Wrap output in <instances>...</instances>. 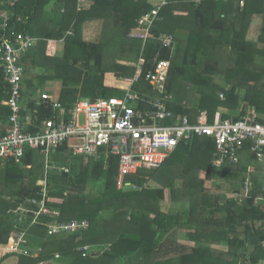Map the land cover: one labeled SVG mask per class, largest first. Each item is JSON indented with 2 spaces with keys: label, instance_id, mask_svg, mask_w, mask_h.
Masks as SVG:
<instances>
[{
  "label": "trees",
  "instance_id": "obj_1",
  "mask_svg": "<svg viewBox=\"0 0 264 264\" xmlns=\"http://www.w3.org/2000/svg\"><path fill=\"white\" fill-rule=\"evenodd\" d=\"M155 4L86 0L79 11L78 0H0V24L6 16L8 30L38 42L20 60L22 116L40 120L52 115L51 108L37 101L45 81L61 82L58 101L66 109L83 96L123 93L104 83L108 71L102 68L101 44L91 41L97 25L100 31L111 26L121 34V53L143 56L142 79L155 68V57L169 60L165 89L172 94L167 101L172 112H202L209 121L237 119L249 105L264 122V0H166L143 47L141 39L129 34L140 32L138 19ZM257 15L262 19L253 26ZM160 34L174 36V49L156 40ZM112 66L116 76L135 71L128 64ZM139 85L149 90L146 83ZM191 93L199 95L195 108L184 104ZM8 94L0 66V137L9 127ZM219 108L226 111L219 115ZM214 149L211 138L194 136L161 167L127 175L126 186L118 189L117 158L82 156L86 162L81 158L78 165L79 156L61 146L49 161L55 166L47 172L45 196L37 185L44 178L43 155L27 150L19 161L0 157V250L14 247L19 236L23 239L16 250L4 253L0 264L10 258L14 261L8 264H264V180L252 174L251 189L243 192L244 173L257 159L245 150L237 164L215 167ZM220 179L238 181L232 182L230 193H207L206 182ZM89 184L101 187L99 193L87 192ZM167 189L173 203L168 211L161 208ZM43 198L58 215L36 216ZM186 202L189 208L180 210ZM219 212L223 217H214ZM72 220H86L87 227L52 232L49 226ZM180 231L191 242H180Z\"/></svg>",
  "mask_w": 264,
  "mask_h": 264
},
{
  "label": "built area",
  "instance_id": "obj_2",
  "mask_svg": "<svg viewBox=\"0 0 264 264\" xmlns=\"http://www.w3.org/2000/svg\"><path fill=\"white\" fill-rule=\"evenodd\" d=\"M86 0H78L77 9H83ZM166 0H160L150 12L138 19L140 32L132 33L141 39L143 47L151 38V28L158 18ZM20 19V18H18ZM8 18L0 24V66L9 83L8 104L11 110L9 127L0 137V157L19 161L27 150H35L45 157L44 178L37 181L45 196L47 172L54 166L49 165L50 153L61 146L74 156L117 158V188L126 186L127 175L136 174L141 169H157L181 144L194 136L209 137L215 149L211 163L215 167L237 164L240 154L247 150L257 160L264 159V122L257 119L258 114L247 111L237 119L229 117L213 121L202 112L193 116L177 114L169 110L167 101L172 94L167 93L165 81L169 70V60H153L154 69L149 70L142 79L143 56L139 61L124 62L135 67L132 76L123 77V91L120 95L81 99L70 109L63 107L52 94H41V102L52 109V115L40 120L22 116V89L24 67L20 60L34 45L35 38L29 34L8 30ZM163 47L174 48V37L160 34L156 37ZM146 83L149 90L141 85ZM136 86V87H135ZM146 87V86H145ZM222 96V95H221ZM173 114L174 116L170 115ZM60 170L68 171L66 167ZM129 183H127L128 185ZM249 183H246L248 189ZM247 191V190H246ZM36 203V200H32ZM39 213L58 215L45 206V199L38 203ZM22 210H25L22 208ZM52 232L66 230L74 232L87 227V221L72 220L62 224H50ZM21 236L14 247L16 250ZM37 264H45L38 262Z\"/></svg>",
  "mask_w": 264,
  "mask_h": 264
},
{
  "label": "rangeland",
  "instance_id": "obj_3",
  "mask_svg": "<svg viewBox=\"0 0 264 264\" xmlns=\"http://www.w3.org/2000/svg\"><path fill=\"white\" fill-rule=\"evenodd\" d=\"M256 22L257 21L253 22L252 25L254 26ZM105 29L106 30H102L100 32H91V35H92L91 41H94L96 43H100L101 44V51H102V56H103L102 68H103V70L108 71L104 75V81H105L104 83H105V85H107V86H109L111 88H118V87L121 86V81L123 80V77H125V76H122V75L116 76V75H114L113 66L112 65L114 63H119V64L120 63H124V62L128 63V61L129 62H131V61H136L137 62L140 59V54L136 55V56H127V54L121 53V47H120V42H121V39H122L121 34L119 32H116V31L114 32L113 29H111V26L110 27H106ZM36 42H37V40H36ZM36 42H35V44H36ZM61 47L62 46L59 44L58 45V49H61ZM61 54H62V51L58 50V55L57 56L61 57ZM41 71L44 72L43 69H41ZM216 79H217L218 82L222 83V81H220V78L217 77ZM59 85L61 86V82H59L58 80L45 81V83L42 84L41 87L38 89L37 97H40L41 94L43 93L42 89H44L46 91L53 92V91L57 90ZM193 94L191 93V95L188 98V101L186 100V102H184V104L187 105V103H188L190 107L195 108V106L197 105V103L199 101V95L195 94V93H193ZM112 95H119V94H112ZM221 95L222 94H220V98H223V97H221ZM88 98H90V97H84V96L81 97V99H88ZM245 110H246V112L247 111H252V112L254 111L255 113H257L256 110L254 109V107L249 106V105H246ZM216 111H217V114L222 115V113H224L226 110H224L223 108H219ZM53 155H54L53 152L50 153V157L47 158V161H48V159L51 161ZM42 157L44 158V164H45V157L44 156H42ZM81 158H83V157L79 156V157L76 158V161H77L78 165L81 163V160H82ZM83 160L86 162L85 158H83ZM68 161H71V158ZM51 163L49 162L50 166H55L53 164L51 165ZM252 174H254L256 177H258L262 181L264 180V159L261 160V161L260 160H256L255 162L250 163L248 165L247 171L244 173V175L246 176L245 182L249 183L248 184L249 188L243 190L244 195L246 194V192H248L251 189V182L250 181H251V175ZM236 181H238V180L230 181V180H227V179H220L216 183H214L213 181H207L206 185H207V189L208 190H206V191L209 194L214 193L215 192L214 190H216L217 192H220V193H224V192L225 193L226 192L230 193L231 189L229 190V188L232 187L231 186L232 182H236ZM244 185H245V183H244ZM100 189H101V187H98V188L94 187L93 184H89L87 186V192L90 191V192H92L94 194L99 193ZM239 201H241V199H239ZM172 205H173V203L170 201V192L167 189L166 190V198L162 201L161 208L163 210H167L168 211V210H170L173 207ZM189 206H190V203L186 202V203L180 204L178 206V208L180 210H182V211H185V210H187L189 208ZM223 215H224V212H219L216 215H214V217L222 218ZM257 225H258V223H256V226ZM178 238H179L180 242H185V243L186 242L187 243L191 242V241L188 240L187 237H185L183 231L179 232ZM4 253H6V250H4V251L0 250V258L2 256H4ZM11 259L12 258H10V260H7L6 263L7 264L11 263V262L13 263L14 260H11ZM134 261L137 262V263L139 262L138 260H134Z\"/></svg>",
  "mask_w": 264,
  "mask_h": 264
},
{
  "label": "crops",
  "instance_id": "obj_4",
  "mask_svg": "<svg viewBox=\"0 0 264 264\" xmlns=\"http://www.w3.org/2000/svg\"><path fill=\"white\" fill-rule=\"evenodd\" d=\"M158 1H160V0H153V3L155 4V3H157ZM261 19H262V16H260V15L253 16V17H252V23L255 22V21H259V20H261ZM92 32H100V28H99V26L95 25V26L92 28ZM172 36H173V35H172ZM129 37L134 38V37L131 36V34H129ZM173 37H174V36H173ZM36 40H37V39H36ZM49 43H50L51 46H53V44H52V40H50ZM142 45H143V42H142ZM174 46H175V41H174ZM173 49H174V48H173ZM131 62H135V61H131ZM122 64H123V63H122ZM53 81H55V80H53ZM59 82H60V81H59ZM121 86H123V82H122V81H121ZM121 86L118 87V89H120ZM60 89H61V86L59 85V87L57 88L56 91L50 92V91H46V90H44L43 93H44V92L50 93V94L53 95V97H54L55 99H58V93H59ZM120 90H121V89H120ZM40 97H41V96H40ZM40 97H37V101H38V103L41 102ZM7 128H8V127H7Z\"/></svg>",
  "mask_w": 264,
  "mask_h": 264
},
{
  "label": "water",
  "instance_id": "obj_5",
  "mask_svg": "<svg viewBox=\"0 0 264 264\" xmlns=\"http://www.w3.org/2000/svg\"><path fill=\"white\" fill-rule=\"evenodd\" d=\"M170 115L174 116L173 114H170Z\"/></svg>",
  "mask_w": 264,
  "mask_h": 264
}]
</instances>
